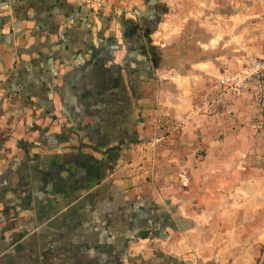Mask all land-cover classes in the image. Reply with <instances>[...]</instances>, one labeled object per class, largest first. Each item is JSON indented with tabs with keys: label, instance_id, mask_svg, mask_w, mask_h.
I'll return each mask as SVG.
<instances>
[{
	"label": "crops",
	"instance_id": "0c3cea01",
	"mask_svg": "<svg viewBox=\"0 0 264 264\" xmlns=\"http://www.w3.org/2000/svg\"><path fill=\"white\" fill-rule=\"evenodd\" d=\"M88 1L0 0V264H172L165 177L232 192L264 166L249 93L196 110L263 52L264 0Z\"/></svg>",
	"mask_w": 264,
	"mask_h": 264
},
{
	"label": "rangeland",
	"instance_id": "374dc122",
	"mask_svg": "<svg viewBox=\"0 0 264 264\" xmlns=\"http://www.w3.org/2000/svg\"><path fill=\"white\" fill-rule=\"evenodd\" d=\"M192 2L178 0L176 12H181L182 4L192 5ZM88 3L93 9L98 7L100 13L112 16L127 10L132 12L136 4L144 6V0L142 4L141 0H90ZM164 5L161 11L170 12L171 8L166 11ZM112 16L105 17L111 21L117 18ZM175 17L168 16L170 23ZM255 136L260 140L259 151L264 153L263 137L256 132ZM250 170L245 189L232 192H216L208 186L210 190L187 193L189 185L182 184L179 173L165 177L160 185L163 207L159 203L162 218L158 229L165 230L166 234L158 245L160 248L163 244L171 251L172 264H264V166L262 169L251 166ZM170 189L175 190L174 198H169ZM165 216L170 217L171 223L163 221ZM177 218L187 224L186 229L181 228Z\"/></svg>",
	"mask_w": 264,
	"mask_h": 264
},
{
	"label": "built area",
	"instance_id": "2783aa9c",
	"mask_svg": "<svg viewBox=\"0 0 264 264\" xmlns=\"http://www.w3.org/2000/svg\"><path fill=\"white\" fill-rule=\"evenodd\" d=\"M217 87L216 94L203 97L196 110L208 112L211 106L224 96L237 97L247 92L258 110L255 132L264 138V50L260 55L250 58L242 67L222 73L218 77ZM182 180L186 182L188 178L183 176Z\"/></svg>",
	"mask_w": 264,
	"mask_h": 264
},
{
	"label": "water",
	"instance_id": "95a60500",
	"mask_svg": "<svg viewBox=\"0 0 264 264\" xmlns=\"http://www.w3.org/2000/svg\"><path fill=\"white\" fill-rule=\"evenodd\" d=\"M177 221H178V223H179L182 227H185V226H184L185 224H183L182 219L177 218Z\"/></svg>",
	"mask_w": 264,
	"mask_h": 264
},
{
	"label": "trees",
	"instance_id": "16d2710c",
	"mask_svg": "<svg viewBox=\"0 0 264 264\" xmlns=\"http://www.w3.org/2000/svg\"><path fill=\"white\" fill-rule=\"evenodd\" d=\"M159 17H160V16H159ZM148 40L150 41V39H148ZM163 221H164V222L167 221V222L171 223L170 217L168 218V217L165 216V220H163Z\"/></svg>",
	"mask_w": 264,
	"mask_h": 264
}]
</instances>
